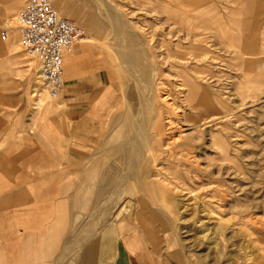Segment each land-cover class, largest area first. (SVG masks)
<instances>
[{
    "label": "rangeland",
    "instance_id": "1",
    "mask_svg": "<svg viewBox=\"0 0 264 264\" xmlns=\"http://www.w3.org/2000/svg\"><path fill=\"white\" fill-rule=\"evenodd\" d=\"M26 2L5 20L11 28L0 23L18 39L14 16ZM51 2L98 41L72 47L98 79L81 92L83 99L93 95L90 120L104 112L99 102H117L113 139L93 143L105 170L96 173L91 203L75 204L74 194L88 188L73 172L74 152L92 147L72 135L68 110L52 123L47 119L56 113L33 104L57 98L33 96L36 60L19 43L24 71L16 77L26 86L10 109L22 120L11 132L23 146L59 160L69 229L96 238L113 228L118 242L139 245L151 264H264V0ZM238 41H248L243 60ZM66 58L67 52L63 84ZM182 81H194L208 97L186 105ZM64 85L58 96H67ZM122 185L127 191L114 198Z\"/></svg>",
    "mask_w": 264,
    "mask_h": 264
},
{
    "label": "crops",
    "instance_id": "2",
    "mask_svg": "<svg viewBox=\"0 0 264 264\" xmlns=\"http://www.w3.org/2000/svg\"><path fill=\"white\" fill-rule=\"evenodd\" d=\"M3 1L0 0V23L11 28L5 20L12 17L21 0ZM8 34L5 39L0 35V264H151L139 245L118 242L113 228L103 230L96 238L85 231L69 229L67 199L59 197L61 177L55 165L59 160H50L41 150L23 146L11 132L12 124L22 123L10 115V109L22 97L26 81L16 77L24 71L23 56L17 49L19 39L14 30ZM83 42L98 41L88 37ZM77 54V48L67 51L63 84L67 96H58L53 102H39L36 98L33 104L45 115L56 113L47 119L52 123L60 124L68 110L72 135L92 147L88 154L74 152L78 159L72 161L73 172L88 188L85 193H75L73 202L86 204L92 200L90 189L96 173L103 174L105 170V158L97 147L116 133L112 126L117 102H99L104 112L96 114L97 121L90 120L92 113L87 108L93 95L83 99L81 92L87 82L98 79L89 76L94 69L79 63ZM66 98L71 100L68 108ZM58 134L62 135L61 129ZM53 156L58 158L59 154ZM75 237L84 239L77 244Z\"/></svg>",
    "mask_w": 264,
    "mask_h": 264
},
{
    "label": "built area",
    "instance_id": "3",
    "mask_svg": "<svg viewBox=\"0 0 264 264\" xmlns=\"http://www.w3.org/2000/svg\"><path fill=\"white\" fill-rule=\"evenodd\" d=\"M21 48L37 65L38 88L55 98L63 88L64 54L85 36L76 22L62 16L51 0H27L14 16ZM6 29L0 32L5 39Z\"/></svg>",
    "mask_w": 264,
    "mask_h": 264
},
{
    "label": "bare ground",
    "instance_id": "4",
    "mask_svg": "<svg viewBox=\"0 0 264 264\" xmlns=\"http://www.w3.org/2000/svg\"><path fill=\"white\" fill-rule=\"evenodd\" d=\"M105 6V5H104ZM197 36V35H196ZM86 38H88V36H84V37H82L79 41H83L84 39H86ZM197 40V39H196ZM241 41H238V43H239V45H237V49L240 51V53H241V59L243 60L244 58H247V55H248V52H246V49H247V42H242V43H240ZM155 74V73H154ZM180 85L182 86V87H180L181 88V93H183V100H184V102L186 103V105H189V106H197V105H199V103H201L200 101H202L203 99L202 98H207L208 96H206V94L203 92V91H201L198 87H197V85H196V83L193 81V82H191V81H189V82H185V81H182L181 83H180ZM195 86V87H194ZM33 92H34V94H33V96H35V95H38V93L39 92H41L40 93V95L42 96V95H44V97H45V100H47L48 99V94H47V92L44 90V89H39L38 88V85H35L34 87H33ZM48 95H46V94ZM39 95V96H40ZM50 97V96H49ZM50 98H52V97H50ZM56 98V97H55ZM172 99H174V98H172ZM172 103H175V100H173L172 101ZM204 107V106H203ZM205 108V107H204ZM209 112V111H208ZM209 118H212L210 115H207V122L209 121L210 122V120H209ZM160 121V120H159ZM159 121H157V122H159ZM171 121V120H170ZM171 122H173V121H171ZM160 123V122H159ZM200 125V124H199ZM156 127L157 128H160V126H158V124L156 125ZM194 128H192V130H193ZM192 132V131H191ZM156 135H158V134H156ZM145 138V137H144ZM214 139V138H213ZM219 148H221L222 149V151L223 152H225L226 151V149H227V144L225 143H223V144H221L220 145V147ZM167 156V155H166ZM168 167V166H167ZM173 169V168H172ZM173 172V171H172ZM173 174V173H172ZM175 175V174H174ZM146 177V176H145ZM178 177V176H177ZM125 178V177H124ZM164 178H166V177H164ZM179 178V177H178ZM166 179H168V177L166 178ZM165 179V180H166ZM138 180V179H137ZM155 181V180H154ZM167 181H170V183H172V184H175L174 182H173V180H171V179H168ZM166 181V182H167ZM148 181H142V183H141V186H147L148 185ZM159 183V182H158ZM151 184V183H150ZM154 184H156V183H154ZM140 186V187H141ZM173 186H176L177 187V184H175V185H173ZM114 187V186H113ZM145 187H143V188H145ZM153 187V186H152ZM119 188H121L117 193H115L114 194V198H115V196L117 195V194H121V193H123V192H126L127 190H126V188H124V185H122V187L120 186ZM148 188V187H147ZM147 188H145L143 191H144V193H143V197H145V198H149L150 196H148L147 195V192L146 191H148L149 192V189H147ZM161 188V187H160ZM157 189H159V188H157ZM151 190V189H150ZM155 191V190H154ZM159 192H160V190H159ZM125 194V193H124ZM125 196V195H124ZM155 197V196H154ZM110 198H112V197H110ZM113 198V199H114ZM118 198V197H117ZM128 198V197H127ZM113 199H111V200H113ZM156 199V198H155ZM117 200V199H116ZM130 199H127V200H124L123 202H121L120 204L118 203V201L117 202H115V203H118L119 205H118V210L119 209H121V208H123V207H125V205H127V202L129 201ZM111 203H112V201H110ZM120 202V201H119ZM115 207V206H114ZM113 208V207H112ZM112 208H111V210H112ZM110 210V209H109ZM121 212H122V210H120ZM118 214V212L116 211V214L115 215H117ZM92 227V226H91ZM94 229V228H93ZM93 230H91L90 232H92ZM66 255V254H65Z\"/></svg>",
    "mask_w": 264,
    "mask_h": 264
}]
</instances>
